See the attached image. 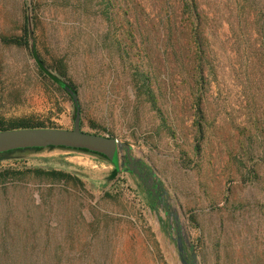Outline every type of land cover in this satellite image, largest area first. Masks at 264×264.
Listing matches in <instances>:
<instances>
[{
	"label": "rangeland",
	"instance_id": "obj_1",
	"mask_svg": "<svg viewBox=\"0 0 264 264\" xmlns=\"http://www.w3.org/2000/svg\"><path fill=\"white\" fill-rule=\"evenodd\" d=\"M195 1L206 49L200 59L185 0L111 1V23L99 16V0L89 12L78 0H0V34L20 37L28 26L48 66L66 54L76 68L82 130L129 144L163 194L152 208L143 181L124 170L113 177V165L95 155L18 152L0 161V169L22 172L0 183V243L30 241L33 256L60 254L76 264H190L189 251L199 253L197 264H216L214 251L200 247L211 242L209 231L264 251L256 205L264 183L246 180L249 171L264 179V0ZM132 68L150 77L154 106L137 98ZM73 107L38 74L28 50L0 42V123L23 118L71 129ZM34 169L77 181H51ZM177 223L186 263L171 228Z\"/></svg>",
	"mask_w": 264,
	"mask_h": 264
},
{
	"label": "trees",
	"instance_id": "obj_2",
	"mask_svg": "<svg viewBox=\"0 0 264 264\" xmlns=\"http://www.w3.org/2000/svg\"><path fill=\"white\" fill-rule=\"evenodd\" d=\"M67 1V0H65ZM95 0H78L79 7L83 9L85 12H89L90 9H88L90 3H92ZM99 5L103 6V8L100 9L99 16L102 20L111 23L112 22V15L111 13H107L110 8H112L111 1L117 2V0H99ZM186 6L189 10V21L191 22L192 26V32H190V38L191 43L194 48V51L197 54V58H201L202 54L206 52L205 45H204V35L199 29V25L197 24L199 21V12H198V5L195 0H185ZM97 4V0H96ZM111 4V5H110ZM118 11V10H117ZM118 14V12H117ZM262 32H264V26L261 28ZM31 35L32 31L28 28V26H25L23 35L22 36H15V35H5L0 34V42L8 47H16V48H25L28 50L30 56L34 60L35 66L37 68V72L39 75L43 76L45 79L50 80L52 83L56 84L58 88L64 92L69 100L71 101L72 105L73 102L71 100V97L69 95V91L74 92L77 96L78 95V85L75 83L74 79L72 78V69L75 70L76 68H72L70 59L67 57L66 54H59L58 56L55 55V58L53 59V65L48 66L43 59L40 57L39 52L37 51L36 46L34 45V42L31 41ZM67 57V58H66ZM202 64L199 63L198 65V75H202L201 72ZM132 85L134 88V91L136 93L137 98H144V100L154 106V102L156 100L155 96L150 90L149 87V80L150 77L143 73V71H138L137 69L132 68ZM74 106V105H73ZM74 109V107H73ZM82 114V109H81ZM74 119V114H73ZM81 126H82V120H81ZM21 128H48L44 124L39 122H33L29 119H16L13 121H10L6 124L0 123V131L9 130V129H21ZM202 131V129H200ZM97 134V133H94ZM46 149L52 150V149H61V150H70V151H77V152H83L91 155L98 156L107 162H109L105 157L102 155L91 153L86 150H72V149H65L62 147L55 148V147H47ZM41 151L44 150L43 148H31V149H18V150H12L4 153H0V161L4 160H10L13 158L14 154L18 152L23 151ZM250 154V153H248ZM264 155V154H263ZM261 159H264L261 157ZM259 159L258 161H260ZM110 163V162H109ZM111 164V163H110ZM141 167L145 168V172L147 174H150V169L145 167L144 165H141ZM30 173L37 177L49 179L51 181H58V182H76L77 179L67 173H64L62 171H55V170H43V169H34L30 170ZM118 171L114 168L112 171V176L114 177ZM247 173V171H246ZM22 174L21 171L18 169H15L13 167H4L0 169V183L5 182L7 180H10L12 178L16 179L17 175ZM253 176V177H252ZM256 180V183L259 185H263L264 179H260V177L256 174L255 171L248 172L246 175V180ZM154 186L151 188L155 189V194H152L150 191V188H147L145 186V190L147 192V197L152 204V208H155V202L157 201V198L155 195L159 193V186H161L160 182H156V184H153ZM48 197H46L47 199ZM257 207L260 211H263V213H260L262 220H264V200L258 201L256 203ZM228 207L221 206L216 209L220 214L226 213ZM32 210V209H30ZM29 211V210H28ZM235 210L232 209V211H228V213H232L231 217H233ZM223 213V214H224ZM222 220L224 217H221ZM92 231H96V227L93 225L90 226ZM173 230L178 232L177 226L173 225L171 227ZM4 233H8V228H4L1 230ZM206 230L199 226V233L201 237L204 238ZM210 236H208L211 239L210 243H204V241L201 243L200 247L202 249H211L214 251L215 255V261L216 264H264V251L259 250V245L255 243L253 240H240L238 238H231L228 234L224 233L222 236H220L218 239L215 238V236L212 237V232L209 231ZM241 234V233H240ZM178 236V233H177ZM178 239V237H177ZM176 239V241H177ZM181 241L183 243V249L184 251H189L188 245L186 243V240L181 238ZM43 248L47 249L48 244L44 241ZM93 249H95L93 247ZM34 251V243L30 241H2L0 243V264H76V260H67L64 259V257L59 255H56L54 258H51L49 256H46L44 254H41L39 256H33L32 252ZM16 252V254H13ZM186 254V253H185ZM191 255L192 253L189 251V257L188 260L191 261ZM197 257L199 258V253L197 254ZM85 263H90L91 259H85L82 260Z\"/></svg>",
	"mask_w": 264,
	"mask_h": 264
},
{
	"label": "water",
	"instance_id": "obj_3",
	"mask_svg": "<svg viewBox=\"0 0 264 264\" xmlns=\"http://www.w3.org/2000/svg\"><path fill=\"white\" fill-rule=\"evenodd\" d=\"M74 105L73 127L71 129L58 128H21L9 129L0 131V153L31 148H65L72 150H86L91 153H96L105 157L113 167L119 171L134 173L144 185L156 184V181H151L150 174L142 173L143 171L134 166V158L131 155V146L127 143L119 141L115 137L103 136L85 132L81 128V108L78 96L72 92H68ZM124 153V155H123ZM127 160L124 163L122 158ZM152 194H155V189L150 188ZM168 212V209H165ZM177 222V218H175ZM178 228V239L176 248L181 260L185 258V251L180 237V226ZM196 254L191 255L190 264H197Z\"/></svg>",
	"mask_w": 264,
	"mask_h": 264
},
{
	"label": "flooded vegetation",
	"instance_id": "obj_4",
	"mask_svg": "<svg viewBox=\"0 0 264 264\" xmlns=\"http://www.w3.org/2000/svg\"><path fill=\"white\" fill-rule=\"evenodd\" d=\"M124 161V163H127V160L126 159H124L123 160ZM134 166H138L143 172L142 173H145L146 174V176H147V173L145 172V168H143V167H141V165H144V164H142L141 162H138V161H134ZM130 173V172H129ZM134 174V173H133ZM135 175V174H134ZM136 176V175H135ZM137 177V176H136ZM147 188H151V187H153L154 185L153 184H149V185H145ZM159 193L157 194V195H155L156 196V198H157V201L155 202V207H156V205H159V202L162 200V190L159 188ZM186 260V259H185ZM185 260H183V262H185L186 263V261ZM187 264V263H186Z\"/></svg>",
	"mask_w": 264,
	"mask_h": 264
}]
</instances>
